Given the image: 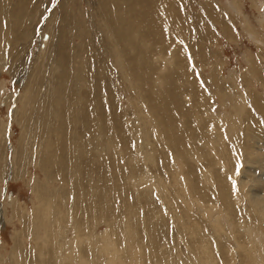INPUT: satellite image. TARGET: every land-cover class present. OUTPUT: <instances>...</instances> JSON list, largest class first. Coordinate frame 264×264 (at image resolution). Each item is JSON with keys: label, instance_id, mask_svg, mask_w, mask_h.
Wrapping results in <instances>:
<instances>
[{"label": "rangeland", "instance_id": "obj_1", "mask_svg": "<svg viewBox=\"0 0 264 264\" xmlns=\"http://www.w3.org/2000/svg\"><path fill=\"white\" fill-rule=\"evenodd\" d=\"M263 199L264 0H0V264H264Z\"/></svg>", "mask_w": 264, "mask_h": 264}, {"label": "bare ground", "instance_id": "obj_2", "mask_svg": "<svg viewBox=\"0 0 264 264\" xmlns=\"http://www.w3.org/2000/svg\"><path fill=\"white\" fill-rule=\"evenodd\" d=\"M116 11V10H115ZM218 140V139H217ZM221 158V157H220ZM219 161H220V159H219ZM45 172H47V171H45ZM46 174V178L49 176V174H47V173H45ZM50 190V189H49ZM55 190V189H54ZM51 200V199H50ZM264 200V199H263ZM80 205V204H79ZM84 205V204H83ZM261 205H263V203L261 204ZM51 208H53V204H52V207ZM50 209V208H49ZM48 213V212H47ZM68 218V217H67ZM76 227H78V224H76ZM82 237V236H81Z\"/></svg>", "mask_w": 264, "mask_h": 264}]
</instances>
